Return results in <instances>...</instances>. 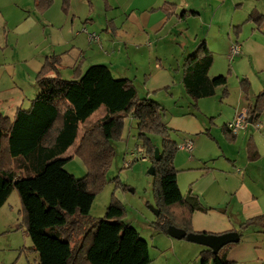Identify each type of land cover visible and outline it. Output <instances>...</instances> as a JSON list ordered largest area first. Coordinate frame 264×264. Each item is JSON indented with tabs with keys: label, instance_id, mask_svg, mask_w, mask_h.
I'll return each instance as SVG.
<instances>
[{
	"label": "crops",
	"instance_id": "obj_1",
	"mask_svg": "<svg viewBox=\"0 0 264 264\" xmlns=\"http://www.w3.org/2000/svg\"><path fill=\"white\" fill-rule=\"evenodd\" d=\"M108 1L112 2L114 16L106 24L104 36L95 30V5L86 0H72L68 14L61 0H54L44 13L35 11L5 32L26 37V48L12 61L14 50H8L10 39L6 36L7 46L0 49V113L13 119L19 109L31 107L39 94L36 77L49 57L60 59L64 79L66 72L72 79L76 69L86 72L97 65L85 68L88 59L102 61L123 54L136 66H142L141 58L147 59L146 64L156 59L144 78V98L154 97L166 110L163 121L179 147L175 167L182 194L192 192L207 209L193 214L194 232H237L242 237L228 254L230 264H264V229L256 226L241 230L242 224L264 216V98L257 101L264 92V23L248 20L253 13L264 16V0ZM167 5L175 7L165 8ZM113 25L116 31L110 33ZM238 27L240 31H236ZM84 28L97 33L99 40L90 42ZM16 43L19 46V40ZM203 43L215 57L222 55L225 63L227 57L230 59V81L214 97L199 100L195 107L186 91L180 89L184 87L181 70L178 84L161 61L168 59L173 46L183 56H190ZM234 44L240 45L242 52L231 58ZM108 65L114 76V65ZM215 66L216 62L209 75ZM244 80L249 85L248 93L243 91ZM25 85L31 86V92ZM257 105L261 109L259 117H250L252 121L230 141L227 125L239 113ZM188 140L193 142L192 152L182 149ZM253 154L256 157L252 158Z\"/></svg>",
	"mask_w": 264,
	"mask_h": 264
},
{
	"label": "trees",
	"instance_id": "obj_2",
	"mask_svg": "<svg viewBox=\"0 0 264 264\" xmlns=\"http://www.w3.org/2000/svg\"><path fill=\"white\" fill-rule=\"evenodd\" d=\"M34 1L41 12L54 2ZM61 1L63 11L69 12L72 0ZM248 20L261 25L264 16L253 13ZM213 64L214 55L205 43L185 60L182 83L195 107L199 100L214 97L218 89L228 86L225 75L209 77ZM243 82V91L248 93L249 85ZM36 83L39 94L28 110L19 109L13 119L0 113V210L17 190L40 264L152 262L148 243L124 222L122 205L111 204L103 218L90 217L115 154L113 143L122 138L127 118L136 121L139 139L155 169L160 212L155 227L167 231L174 226L195 233L192 216L207 209L192 192L183 195L179 188L175 167L179 147L163 121L166 110L160 103L141 97L132 80L115 78L106 65L91 66L86 72L78 68L72 79H64L55 56L46 60ZM262 98L264 92L257 101ZM260 110L259 105L251 107L249 118H258ZM226 129L233 141L234 134ZM156 137L161 139L160 147ZM157 148L159 161L155 159ZM75 156L87 167L83 178L65 169ZM256 226L264 229V216L242 224L241 230ZM236 245H227L217 255L210 249L202 251L201 263L230 264L228 254Z\"/></svg>",
	"mask_w": 264,
	"mask_h": 264
},
{
	"label": "rangeland",
	"instance_id": "obj_3",
	"mask_svg": "<svg viewBox=\"0 0 264 264\" xmlns=\"http://www.w3.org/2000/svg\"><path fill=\"white\" fill-rule=\"evenodd\" d=\"M91 3L95 5V9L92 11V19L95 20V30L104 36L106 35V31L104 32L106 24L108 26V22L114 16V12L111 10L112 2L108 0H91ZM71 7L69 13L71 12ZM35 11L44 13L37 8L34 0H0V49H5L7 46L6 38L9 37L8 50H14V53L11 52L10 57L12 61L16 60L15 57L18 56L20 51L22 52V49L26 48L25 42H23L26 37L22 38L23 36L12 34L9 36L5 32L11 30L24 17L33 15L32 13ZM65 13L68 14V12ZM114 30L116 31L114 25L109 28L110 33H113ZM82 31L87 35H97V33L88 32L85 28ZM18 40L19 46L16 43ZM12 44H17L18 48L15 47L14 49ZM172 49L169 53H172L173 56L171 57V54L167 57V60L162 58L161 62L165 69L170 70L172 79H175L179 84L180 78L177 74L181 72L180 76H183L185 60L188 55L183 56L182 52H177L176 46H173ZM28 51L32 52V49ZM140 60L142 61V66H136L122 54L115 58H102V61L100 59H88V65H85L87 66L85 68L91 66L90 64L107 66H109L108 64H113L115 78L132 80L137 87L139 95L144 98L146 96L142 86L145 82L144 78L146 74H149L147 72L150 68L154 67L156 59L149 61L150 67L149 64H146L147 59L141 58ZM229 60L227 57V62L225 63L222 55L214 56V64L216 62V66L209 76L215 78L222 74L228 77L229 82V63L231 64ZM178 69L181 71L178 72ZM219 69L226 70L224 71L226 73H219ZM66 73L65 78L71 79ZM27 87L31 92V86L28 85ZM180 89L185 90L182 86ZM176 92L179 96V89H176ZM162 95H165V92H162ZM160 97L163 96L158 98ZM151 100H155L154 97ZM8 113L11 114L10 112ZM155 142L160 147L161 139L156 137ZM113 146L115 154L106 173V182L96 195L90 217L93 219L103 218L111 204H120L125 209L124 222L135 228L139 232L140 237L148 243L152 259L150 264H201L200 250L205 249L203 246L186 240L171 238L166 231L160 230L154 225L157 220L154 212L157 209L155 179L149 173L152 167L149 159H141V157L146 156V153L143 148V142L139 139L136 121L134 122L131 118L125 120L122 138L115 141ZM65 169L77 178H83L87 174V167L79 156H75L70 160ZM27 228L26 214L21 198L18 191L14 190L6 206L0 212V264H40L39 256L33 250V243L27 234Z\"/></svg>",
	"mask_w": 264,
	"mask_h": 264
},
{
	"label": "water",
	"instance_id": "obj_4",
	"mask_svg": "<svg viewBox=\"0 0 264 264\" xmlns=\"http://www.w3.org/2000/svg\"><path fill=\"white\" fill-rule=\"evenodd\" d=\"M252 119H249L251 122ZM155 159L160 160V149L155 150ZM151 175H155V169L152 166L149 172ZM156 216H159V210H154ZM167 235L176 240H186L190 243H194L210 249L215 255H217L224 247L229 244H237L241 241V236L237 232H230L222 235H208L199 233H187L182 229H178L174 226L167 228Z\"/></svg>",
	"mask_w": 264,
	"mask_h": 264
},
{
	"label": "built area",
	"instance_id": "obj_5",
	"mask_svg": "<svg viewBox=\"0 0 264 264\" xmlns=\"http://www.w3.org/2000/svg\"><path fill=\"white\" fill-rule=\"evenodd\" d=\"M90 42H95L99 40L98 35L96 34H88ZM242 52L241 46L238 44H234L231 47L230 57L238 56ZM249 122V112L243 111L239 113L236 119L227 125L229 131H231L234 135H237L241 130H244ZM182 149H185L189 152L193 151V142L188 140L184 145H182ZM142 160H147V156L141 157Z\"/></svg>",
	"mask_w": 264,
	"mask_h": 264
}]
</instances>
